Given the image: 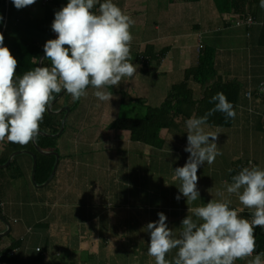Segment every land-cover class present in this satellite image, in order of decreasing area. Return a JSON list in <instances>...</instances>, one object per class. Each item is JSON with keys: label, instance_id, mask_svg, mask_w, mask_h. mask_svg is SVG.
<instances>
[{"label": "crops", "instance_id": "crops-1", "mask_svg": "<svg viewBox=\"0 0 264 264\" xmlns=\"http://www.w3.org/2000/svg\"><path fill=\"white\" fill-rule=\"evenodd\" d=\"M61 2L36 0L34 5L18 10L12 0H0V32L11 53L19 45L44 46L57 38L52 23L55 13L63 8ZM113 2L136 21L131 28L133 34L143 31L142 37L133 38L130 62L138 65L134 52L146 41L168 53L165 63L161 70L139 66L133 78H124L118 87H109L117 90L112 92L114 99L110 102L96 98L93 88L92 95L75 102L69 100L66 106L76 102L80 106L71 113L65 132L68 145L64 152L74 156L64 167L59 165L46 188H36L32 181L33 189L28 187L26 175L31 180L32 166L25 154L15 157L20 156L22 170L17 181L8 174L0 175L1 215L12 225L13 241L21 243L17 258L0 264H57L53 259L63 257L74 259L71 264H155L147 254L150 233L145 227L159 220L158 213L167 216V224L178 238L188 209L204 206L212 199L230 200V208H241V218L249 219L253 211L244 208L236 194L227 192L224 181L231 184L233 171L248 161L264 169V121L250 112L251 107L257 112L258 102L246 96L247 91H256L264 79V8L260 3L253 5L255 23L248 27L237 24L242 18L228 9L227 0L177 4L168 0ZM179 4H184L186 16L182 19L180 13L168 8ZM98 8L97 4L93 11L98 12ZM163 13H167V24ZM207 45L215 50L218 73L223 79L237 82L241 93L231 126H205L206 132L219 131L217 144L222 155L213 164L205 162L199 168L200 198L187 202L179 192L181 181L172 177L190 156L184 151L188 141L180 143L167 138L163 148H150L134 142L128 132L111 128V123L130 117L136 127L147 105L160 106L171 87L184 79L185 71L198 64ZM147 75L152 79L142 81ZM159 84L161 87H157ZM118 91L126 96L134 94L127 98ZM260 100L264 103V99ZM15 144L7 140L0 143V158L8 161L17 151ZM30 194L41 197L37 201V217L31 221L20 215L24 197ZM177 195L181 196L179 201ZM46 203L52 207L46 208ZM189 214L195 219L194 214ZM78 220L80 224H76ZM43 224L55 235L54 241L46 247L31 246L29 236ZM63 226L76 227L62 236ZM6 229L0 220V233ZM7 242L11 244L12 240ZM177 251L169 252L166 259L173 260ZM235 264H247V260Z\"/></svg>", "mask_w": 264, "mask_h": 264}, {"label": "clouds", "instance_id": "clouds-1", "mask_svg": "<svg viewBox=\"0 0 264 264\" xmlns=\"http://www.w3.org/2000/svg\"><path fill=\"white\" fill-rule=\"evenodd\" d=\"M12 3L20 10L34 5L36 0ZM97 4L98 12L93 11ZM260 7L264 8V0H260ZM135 23L113 0H69L55 13L52 30L57 38L44 45L51 67H36L22 77L17 76L18 60L5 46L0 32V143L7 140L25 146L35 140L54 94L62 90L74 102L87 97L89 86L95 89L94 95L100 101L114 99L106 89L118 87L124 78H133L139 68L130 62L131 28ZM260 91L264 92V85ZM210 102L215 107L204 116L186 121L188 143L184 151L190 156L183 167L174 170L172 177L181 181L179 192L187 202L200 198L199 168L205 162L213 164L222 155L217 144L219 131H205L209 117L215 112L224 113L226 120L237 115L223 92L214 95ZM224 184L229 194L238 196L244 208L253 210L252 219L241 218V208H230V200L212 199L204 206L188 209L177 238L167 224V216L158 213L159 220L145 227L150 233L147 254L155 264H235L237 260L264 264V252L254 255L255 228H264V169L249 162L248 167L232 177L231 184ZM180 199L177 195L176 200ZM172 250L178 251L170 261L166 256Z\"/></svg>", "mask_w": 264, "mask_h": 264}, {"label": "trees", "instance_id": "trees-1", "mask_svg": "<svg viewBox=\"0 0 264 264\" xmlns=\"http://www.w3.org/2000/svg\"><path fill=\"white\" fill-rule=\"evenodd\" d=\"M201 0H169L172 4L177 3H194ZM69 0H62V6H66ZM260 3V0H227V7L232 13L241 17L242 19L237 22L246 21L250 16L254 18L253 5ZM251 13V14H249ZM249 14V15H248ZM248 15V16H247ZM255 21V19H254ZM133 38L142 37L143 31L139 30L133 34ZM262 43L264 44V31L262 37ZM215 50L213 47L207 45L203 49V54L195 67L189 68L185 71L184 79L174 84L165 100L158 107L148 106L145 109V113L134 126L133 118L120 117L111 123V128L116 130L126 131L130 134L131 139L136 143H143L150 148H163L167 142V138L172 137L180 143L187 141L188 129L186 127V121L192 117H202L210 109L215 107L214 102H210L211 98L219 92H223L228 101L236 105L241 93V86L234 81L223 79L215 68L214 62ZM44 54V46L30 45V46H17L12 55L18 60L17 76L22 77L27 71L34 70L39 67L38 62L41 55ZM167 54L165 50L158 48L157 45L151 44L146 41H142L141 45L135 50L136 63L146 70H161V66L164 65ZM144 61H143V58ZM44 66L51 67V61L44 60ZM193 83L200 88V99L195 100L194 92L195 88L190 85ZM89 86L87 91H91ZM257 90V89H256ZM63 91V90H62ZM59 94H54L56 98ZM54 98V99H55ZM72 97L69 94H65L58 103L54 106V111H58L67 103ZM73 111L78 108L79 103L69 104ZM64 114L59 116H53L48 114V111L44 115L43 122L40 125V131L56 135L61 127ZM234 119L225 118V114L221 112H215L208 119L207 125L213 127H226L233 124ZM68 129V125L66 127ZM67 132V130L65 131ZM66 140L65 133L58 139L48 138L44 136L37 137V143L46 152H57L62 155L64 153V143ZM15 150H32L35 151L32 142L25 146L15 144ZM20 157V156H18ZM15 158L12 164L5 170L0 171V175L14 173L15 179L22 174V170L19 165V158ZM29 160L30 166H32L33 160L30 156L25 155ZM65 160L66 157L64 156ZM7 162V158H0V165ZM56 162L55 157L43 156L38 154V168L36 171V182L38 185H43L50 178L54 165ZM247 163V162H246ZM243 165H240L235 169L231 177L239 174ZM26 181L28 187L33 189L31 180L26 175ZM232 183V178L231 181ZM0 214L1 198H0ZM4 227V224L2 225ZM3 231V230H2ZM256 238V251L254 254L264 252V230L255 229ZM12 240L11 244L7 241ZM20 241H13V235L10 234L6 239L0 240V254L3 256L1 261L14 260L17 256H10V251L13 249H20ZM7 257V258H6Z\"/></svg>", "mask_w": 264, "mask_h": 264}, {"label": "rangeland", "instance_id": "rangeland-1", "mask_svg": "<svg viewBox=\"0 0 264 264\" xmlns=\"http://www.w3.org/2000/svg\"><path fill=\"white\" fill-rule=\"evenodd\" d=\"M183 6H184V4H179V6H171L170 5L168 8L171 7L172 10H174L177 13H180V19H182V18H184L186 16V15H183L184 14ZM218 15L222 16L223 14L220 13ZM163 18L165 19L166 24H167V20H166L167 13H163ZM166 26H168V25H166ZM147 79H152V78L149 75H147L142 81L145 82ZM190 85L195 88V92H194L195 100H199L201 98L200 97V88H199V86H195L193 83H190ZM157 87H161L160 84ZM109 90L111 92H114L116 89L109 88ZM94 91H95V89H92L93 94H94ZM160 91L161 90L159 88V92ZM92 92L88 91V95L87 96L92 95ZM118 92L121 95L124 94V93H121L120 91H118ZM133 94L134 93L130 94L129 96H126L124 94V96L129 98ZM254 100L258 102V104H257V115H258L259 119L264 121V103L261 102V100H260L258 95H255ZM144 101H149V100L145 99ZM79 107L77 109H79ZM106 107H107V105L105 106V108ZM72 112H73V110L71 111V113ZM107 119L108 120L111 119L110 118V114H109V116H107ZM68 123H69V121H68ZM68 126H69V124H68ZM170 138H172V137H169V139ZM172 139H174V138H172ZM65 144H66V140H65V143H64L63 147L68 145V144H66V145ZM157 149H159V148H157ZM67 152L68 151L62 153V155H61L60 164L63 165V167H64L65 163L68 162L70 160V158H72L74 156V155H68ZM25 155H27V154H25ZM64 156L66 157V160H65ZM33 170H34V166L32 165L31 173H32ZM8 176L9 177L12 176L15 179L14 173H10V174H8ZM15 180L17 181L18 178L15 179ZM31 181L34 183L33 175H31ZM24 199H25V206L20 208V215L22 216L24 214L23 216L25 217V219H27L29 221L34 220V218L37 217V211H38V202L37 201H40L41 197H36L33 194H30L28 196H25ZM49 207H52V205L50 203H46V208H49ZM76 224H80V221L78 220V223H76ZM77 226L79 227L80 225H77ZM75 227L76 226H63L60 233H61L62 236L69 235V233L71 231H73V229ZM54 239H55V235H52L51 230L47 229V227L43 224L42 226L40 225V226L36 227L35 231L29 236L28 242L31 244V246H37L38 244H40L42 247H46L49 243L53 242ZM19 253H20V249H19ZM53 261L55 263H57V264H71L74 261V259L68 258V257H63V258H59V259H53Z\"/></svg>", "mask_w": 264, "mask_h": 264}, {"label": "water", "instance_id": "water-1", "mask_svg": "<svg viewBox=\"0 0 264 264\" xmlns=\"http://www.w3.org/2000/svg\"><path fill=\"white\" fill-rule=\"evenodd\" d=\"M45 59L46 58H45V53H44V54L41 55V57L39 59V66L40 67H43ZM66 93H67L66 91H62L61 93H59V95L52 101V104H51V106H50V108L48 110V114L53 115V116H59L61 114H64V117H63L59 132L56 135H50V134H47V133H44V132L40 131L39 136H44V137H48V138L58 139V138H60V137H62L64 135L66 127H67V123L69 121V117L71 115L72 109H71V107L66 106V107H63L62 109H60L58 111H54L53 108H54L55 104ZM32 145H33V148H34L35 151H32V150H20V151L14 152L9 157L8 161L5 164L0 166V169H5L8 166H10V164L12 163V161L14 160V158L17 155L27 154V155L31 156L32 160H33V163H32V165L34 166V170L32 171V175H33V179H34V183L33 184H34V186L36 188L44 189L51 183L53 178L56 176L59 164L61 162V156L57 152H46L43 149H41V147L37 143V138L32 141ZM38 154L43 155V156H49V157H55L56 158V162H55V166H54L52 175L50 176L48 181L45 184H43V185H38V183L36 182V178H35L36 170H37V167H38ZM0 220L3 221L5 223V225H6V227H7L6 231L0 233V240H1V239L7 238L11 234L12 225L1 214H0Z\"/></svg>", "mask_w": 264, "mask_h": 264}, {"label": "built area", "instance_id": "built-area-1", "mask_svg": "<svg viewBox=\"0 0 264 264\" xmlns=\"http://www.w3.org/2000/svg\"><path fill=\"white\" fill-rule=\"evenodd\" d=\"M254 23H255L254 18H253L252 16H250L246 21L239 22L238 25H244V26L251 27ZM3 35H4V34H3ZM142 58H143V57H142ZM143 61H144V58H143ZM262 85H264V79L261 81V83L259 84V86H258V88H257L256 91H251V90H250V91H247V92H246V96H247V98H248L249 100H253L254 97H255V95H258L260 99H264V92L260 91V88H261ZM250 112H251V113L254 112L255 114H257V112L254 111L253 107H251ZM249 162H251L252 165L256 166V164H255L254 161H248L247 163H244V164H243V167L240 169V171H241L244 167H248V166H249ZM240 171H239V172H240ZM231 178H232V177H231ZM231 178H230V181H231ZM252 215H253V211H251V212L249 213V220L252 219ZM255 229H262V230H264V228H262V227H257V228H255ZM17 255H19V249H13V250L10 251V256H17ZM254 255H255V254H254ZM6 258H7V257H6ZM2 259H3V256L0 254V263H1ZM237 261H239V260H237ZM237 261H236V262H237ZM236 262H235V263H236Z\"/></svg>", "mask_w": 264, "mask_h": 264}]
</instances>
